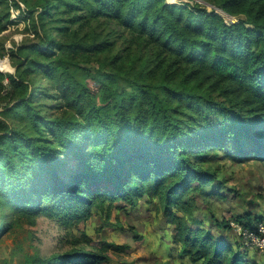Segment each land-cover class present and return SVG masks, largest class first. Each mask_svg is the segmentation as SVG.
<instances>
[{
  "label": "trees",
  "instance_id": "obj_1",
  "mask_svg": "<svg viewBox=\"0 0 264 264\" xmlns=\"http://www.w3.org/2000/svg\"><path fill=\"white\" fill-rule=\"evenodd\" d=\"M209 1L241 17L230 23L216 8L166 0H23L30 18L40 8L33 23L39 41L13 54L7 93L15 101L4 112L17 118L23 108L32 132L0 120L7 199L70 229L83 228L93 208L110 224L117 201L134 207L145 194L156 196L179 255L192 264H260L242 242L193 225L205 224L194 216V190L230 189L215 160L264 165V0ZM10 16H0V32ZM49 19L59 37L46 29ZM111 21L129 34L118 48L112 34L119 30L102 27ZM34 69L54 82L60 106L73 115L48 119L34 108L26 80ZM4 76L0 70V83ZM62 155L72 158L64 176ZM263 220L236 221L254 228ZM214 223L231 228L230 220ZM99 241L82 229L70 249L35 264H109L127 249Z\"/></svg>",
  "mask_w": 264,
  "mask_h": 264
},
{
  "label": "rangeland",
  "instance_id": "obj_2",
  "mask_svg": "<svg viewBox=\"0 0 264 264\" xmlns=\"http://www.w3.org/2000/svg\"><path fill=\"white\" fill-rule=\"evenodd\" d=\"M166 1L171 2V0ZM9 2L11 5L13 4V0H9ZM20 2L23 3V0ZM174 2L185 3L194 9L195 3H199L207 10L216 8L208 0H174ZM10 8L11 6L7 10L0 5V16L7 11L10 15ZM39 12L40 8L38 9V7L34 12L31 11L32 15L25 29H4L0 32V70L5 74L2 83H0V120L4 126L8 124L10 128L23 129L27 133L32 131L30 125H26L22 118L23 108L17 118L5 114L4 111L7 104L8 106L13 104L11 99L15 101L7 93L12 91L8 74L15 73L13 54L20 45L39 41L33 26ZM227 17L239 18L241 16ZM51 20L46 21V29L53 36L59 37L60 35ZM102 27L105 30H119V35L112 34V38L117 41V48L123 45L124 37L129 36L127 31L114 21L107 22ZM26 80L29 82V90L34 96L33 106L40 114L48 119L74 114L72 110L68 112L60 106L61 97L54 82L49 80L41 69L28 72ZM4 133L3 128L0 130V136ZM83 139V137H79L80 142H83ZM219 150L222 155V150ZM61 158L64 160L61 163L64 176L67 168L72 164V158L63 155ZM214 163L215 165L219 164V178L225 179L222 184L230 186V189H221L220 195L216 192L194 190L192 193L195 200L193 212L196 220H204V222L212 220L214 223L215 220H253V216L263 219L264 165L254 158L236 160L219 157ZM224 194L225 196H222ZM92 212V216L83 228L68 229L64 224L57 222L55 218L19 209L13 201L7 199L5 192L0 190V264H35L39 257L46 258L54 252L70 249L72 247L70 241L75 237L79 238L82 229H85L86 233L95 241L104 240L127 245L123 254L118 255L121 256L119 260L115 258L109 264H158L160 260L170 261L172 264H192L188 258L179 255V246L174 249L177 244L171 237L172 224L168 222L156 196L145 194L134 207L117 201L116 207L112 210L110 224H104L101 212L97 208H93ZM205 224H209V222L207 221ZM133 225L135 229H131ZM193 225H204V223ZM223 229L228 230V235L230 238L233 237L234 241H240L229 228L224 227ZM136 233L141 237L136 236ZM98 243L101 244V241ZM86 249H90V247H86Z\"/></svg>",
  "mask_w": 264,
  "mask_h": 264
},
{
  "label": "built area",
  "instance_id": "obj_3",
  "mask_svg": "<svg viewBox=\"0 0 264 264\" xmlns=\"http://www.w3.org/2000/svg\"><path fill=\"white\" fill-rule=\"evenodd\" d=\"M19 5L20 6L17 7L11 5V22L7 24V28L5 30H23L27 26L30 20V13L24 3L19 2ZM221 14L224 15L226 17V20L230 23L239 20L235 17L228 18V14ZM230 226L235 231L238 239L242 242L244 248L264 252V221L257 222L255 227L252 228L249 226H244L243 223L239 221L230 220Z\"/></svg>",
  "mask_w": 264,
  "mask_h": 264
},
{
  "label": "crops",
  "instance_id": "obj_4",
  "mask_svg": "<svg viewBox=\"0 0 264 264\" xmlns=\"http://www.w3.org/2000/svg\"><path fill=\"white\" fill-rule=\"evenodd\" d=\"M263 219H264V216H263ZM207 221L209 222V224H204V226L210 228L211 231L216 235V237L218 239L227 240L229 242H235L234 238L233 237L230 238V236L228 235V230L223 229L224 227H222V226H217L216 223H212V220H206V222ZM229 229L231 230L232 234L236 235L235 231L232 228H229ZM176 246H178V245H175L174 249H177V248H175ZM178 250L180 251V247ZM246 257L249 259H253L255 261H258L260 264H264V252H259L257 250L248 249L246 252Z\"/></svg>",
  "mask_w": 264,
  "mask_h": 264
},
{
  "label": "water",
  "instance_id": "obj_5",
  "mask_svg": "<svg viewBox=\"0 0 264 264\" xmlns=\"http://www.w3.org/2000/svg\"><path fill=\"white\" fill-rule=\"evenodd\" d=\"M217 8V7H216ZM221 10L222 11V13H225V14H228V13H226V12H224L222 9H220V8H217L216 10ZM216 12H219V13H221L220 11H216ZM227 16H231L230 14H228Z\"/></svg>",
  "mask_w": 264,
  "mask_h": 264
},
{
  "label": "bare ground",
  "instance_id": "obj_6",
  "mask_svg": "<svg viewBox=\"0 0 264 264\" xmlns=\"http://www.w3.org/2000/svg\"><path fill=\"white\" fill-rule=\"evenodd\" d=\"M172 1L174 2V0H171V2H172ZM220 12L222 13V11H221V10H220ZM224 14H225V13H224ZM225 15H226V14H225Z\"/></svg>",
  "mask_w": 264,
  "mask_h": 264
}]
</instances>
